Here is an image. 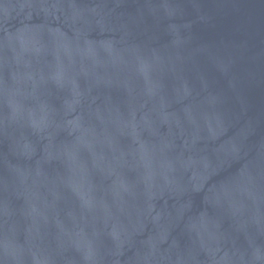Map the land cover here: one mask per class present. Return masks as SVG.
I'll use <instances>...</instances> for the list:
<instances>
[{"label": "water", "instance_id": "95a60500", "mask_svg": "<svg viewBox=\"0 0 264 264\" xmlns=\"http://www.w3.org/2000/svg\"><path fill=\"white\" fill-rule=\"evenodd\" d=\"M0 264H264V0H0Z\"/></svg>", "mask_w": 264, "mask_h": 264}]
</instances>
